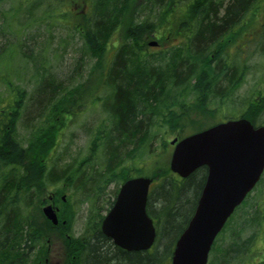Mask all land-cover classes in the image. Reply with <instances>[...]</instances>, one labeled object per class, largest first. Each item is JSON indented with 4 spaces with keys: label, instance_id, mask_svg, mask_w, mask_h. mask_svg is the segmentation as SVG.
I'll return each instance as SVG.
<instances>
[{
    "label": "trees",
    "instance_id": "obj_1",
    "mask_svg": "<svg viewBox=\"0 0 264 264\" xmlns=\"http://www.w3.org/2000/svg\"><path fill=\"white\" fill-rule=\"evenodd\" d=\"M77 3H83L81 10H75ZM0 4H9L0 10V264H38L45 253L36 249L54 229L65 227L61 235L73 239L69 228L82 205L88 208L83 236L89 234L97 225L105 185L138 175L134 161L153 165L145 175L156 182L147 211L159 226L157 243L146 254L124 252L118 260L100 236L99 243L88 245L86 263L169 264L172 236L202 185V170L176 179L166 163L156 161L160 152L154 141L166 147L170 129L173 137L186 135L182 117L209 104L217 109L224 104L222 119L244 117L264 125V0ZM62 21L78 31L82 53L71 70L59 74L43 49L52 33L44 36L41 28ZM153 34L172 41L150 46ZM30 64L28 89L16 74ZM258 66L263 70L251 93L241 95L244 81ZM90 106H98L103 117L92 126L83 123L90 136L87 150L61 163L67 154L64 140L74 135L67 130L70 123ZM62 183L69 193L64 211L57 206L58 223L53 225L40 205L51 187L50 201L56 202ZM251 199L248 193L237 207L240 216L230 226L228 240L214 249L210 264L254 263V252L262 249L257 244L261 231L264 239V198ZM246 230L249 234L241 239Z\"/></svg>",
    "mask_w": 264,
    "mask_h": 264
},
{
    "label": "water",
    "instance_id": "obj_2",
    "mask_svg": "<svg viewBox=\"0 0 264 264\" xmlns=\"http://www.w3.org/2000/svg\"><path fill=\"white\" fill-rule=\"evenodd\" d=\"M170 143L171 171L186 177L199 166L207 167L196 209L174 245L170 264H207L215 235L262 175L264 125L255 126L244 117L229 119L180 139L174 137ZM151 181L148 176H134L121 183L102 221V231L126 250L148 249L153 244L155 228L146 211ZM42 212L57 223L52 204H45Z\"/></svg>",
    "mask_w": 264,
    "mask_h": 264
},
{
    "label": "rangeland",
    "instance_id": "obj_3",
    "mask_svg": "<svg viewBox=\"0 0 264 264\" xmlns=\"http://www.w3.org/2000/svg\"><path fill=\"white\" fill-rule=\"evenodd\" d=\"M8 5L9 4H7V5L6 4H0V10L8 8ZM82 8H83V3L82 4L77 3L75 10L76 11L78 9L81 10ZM41 30H42V33L45 34L44 36L48 35V37H49L50 32L52 33V36H53L52 42H49L48 44H46V47H44L43 49H45V55L47 56V58L52 63L54 71L59 73V74H64L67 70H71V68L75 64L76 60L79 59L80 53H82L81 52L82 46H81L80 38L78 36V31L75 28L70 27L67 23H64L63 21L58 22L56 24H52L51 28L45 27V29H44L42 27ZM117 31L121 32L122 31L121 27ZM121 35H122V32L120 33L119 36H121ZM152 39H155V38L154 37L149 38V40H152ZM171 41L172 40H163V45L168 44ZM7 55H8V53H6L4 56H7ZM259 58H260L259 56L254 57L253 58L254 62L258 61ZM84 59L87 62L89 61V59L85 56H84ZM261 59L263 62L262 67L264 68V58H261ZM20 62H22V61H20ZM32 67H33V65L30 64L29 66H27L26 69L23 68L21 70V72H18L16 74V76L21 77V82H23L26 85V88H28V89L31 88V84H32L31 83V77H30L31 72L33 70ZM257 69L253 70V72L247 76L246 80L244 81L243 86L240 88V94L241 95L247 96L251 93L250 91L252 90L253 82L258 80V76L261 74L260 70H263L259 66L257 67ZM89 84L91 86L93 85L92 83H89ZM251 97H253V96H251ZM193 108H195V107L193 106ZM195 109H193V110L190 109L189 114L186 117H182V119L180 120L181 124H183V123L188 124V126L185 128L186 130L190 129L189 126H191L192 123H195V125H193L191 127L192 128L191 131H193L194 129H196V130L202 129V128L207 127L208 125L213 124V123L217 122L218 120L222 119V118H220V115L225 111V106L223 104V106H219L217 109L216 105L209 104L207 106V108H205L203 110L199 111L196 109L197 110L196 111ZM102 117H103V113L100 111L98 106H90L89 108H87L86 111L80 113L78 118L76 117L72 121L73 123H70L67 130L69 132H74V135H72L70 137V139H69V137H66V139L64 140V145L67 147L65 149V150H67V154L61 160V163L66 162L70 158L76 157L77 154H82V153H84V151L87 150V146L89 145L90 136L85 132V130H83V123H86V126L87 125L92 126L95 123L99 122L102 119ZM186 130H185V134L191 133L190 130L187 132H186ZM174 131L175 130H172V129L169 130V133H172V134L168 135V137H167L168 139L173 137ZM182 133H184V132H182ZM158 141H159V139L154 141L155 143L153 146V147H156V150L158 149L157 152H160V154L156 157L157 158L156 161H158L159 163H163V164L166 163L168 165V162H169V159L171 156V152H172V145H170L168 142L166 147L165 146L161 147V144H159ZM157 143H158V145H156ZM144 165L145 164H142V166H141V164H138V162H136V161L132 162V167L139 168V170H138V172H136V174L148 176L145 174H147L148 172H150L153 169V165L151 163H148V165L146 163L147 166L146 165L144 166ZM116 184L118 185L119 182L118 183L117 182L116 183H114V182L109 183L108 184L109 186L107 187V191L112 192L114 190V187L116 186ZM59 186L61 187L62 190L59 191V196H58L56 202H54L53 200L50 201V199H49L50 198L49 195H51V193H53L55 191L54 187H51L49 190H47L45 192L44 196L46 197L47 202H44L43 204L40 205L41 210H42V206H44L45 204L53 203L54 205L58 206L59 208H62V210L64 211L65 205L63 204V202H64L63 200H65L66 195L69 193V191H68L67 185L65 183H62ZM250 194L252 195L251 201L258 200L259 198H264V174H263L261 182L255 186V188L250 192ZM63 196H64V198H63ZM103 205H104V203H103ZM260 206L263 207V209H264V201L263 200H261ZM87 211H88V208H86V205H82L80 207V209L75 213L73 222L71 224V229L69 228V231L71 230V234L73 236L76 237V236L80 235L82 232H84L85 227H86V223H87V217H88ZM236 216L239 217L240 213H237L235 215V217L232 219V221L227 224V227L224 231V234L217 241L216 245L223 244L224 241L228 240V235H229L228 230L230 229V226H232L234 224V222L237 218ZM44 218H46V217L44 216ZM47 220H49V219H47ZM50 223H51V221H50ZM62 223H65V220H62ZM62 228L63 229L58 228L57 230L51 229L52 230L51 233H49L47 231L48 234H50V237L48 236L42 240L41 247H38L36 249L37 252L43 251L45 253L44 255H46L45 249L48 248L49 242H51L55 245H58V243H60L59 241L61 239H64L63 232L61 235L60 230L66 231L65 227H62ZM175 234L172 237H175ZM248 234H249V230H246L244 233L240 234V238L242 239V237H244ZM260 235H262V231L260 232L258 240H257V244L262 249L260 251L254 252V260H253L254 263H252V264H258L260 262H264V239H263V236H260ZM214 249L211 252V255L209 256L207 264H210L211 262H213V259L215 257V250ZM33 255L34 254H32L31 257H33ZM29 260H30V257H29ZM40 264H43V258H42ZM234 264H241V263L237 262ZM246 264H249V263H246Z\"/></svg>",
    "mask_w": 264,
    "mask_h": 264
},
{
    "label": "flooded vegetation",
    "instance_id": "obj_4",
    "mask_svg": "<svg viewBox=\"0 0 264 264\" xmlns=\"http://www.w3.org/2000/svg\"><path fill=\"white\" fill-rule=\"evenodd\" d=\"M153 36L155 39L149 40L148 44L150 46H156V47L160 46L161 47L163 45V38H161L162 36H160L158 34L157 35L153 34ZM150 41H156V43L154 45H152L149 43ZM229 119H236V117L218 120L217 122L210 124L207 127H204L202 129L208 128L210 126H213V125L220 123V122H224V121L229 120ZM253 125L258 126V125H262V124H257V125L253 124ZM202 129H198L195 131H199ZM198 170H202V174L199 176L200 181H202V185H201L199 191L196 194H194L192 205L188 209V211L185 214V216L183 217V219L180 221L179 228L177 229L175 237L172 240L171 254H172L174 245H175L178 237L180 236L182 231L186 228L191 217L194 214V211L196 209L197 202H198V199H199V196L201 193V189H202L203 184H204L205 179H206L207 167L205 165L199 166L186 177H182L178 173L172 172L176 179L185 180V179L190 178V176ZM122 182H123V180L118 185H116L114 187V190L112 192L111 191L103 192V195H105V196H104L102 203H104V205H102L101 209L99 210V215H98L97 220H96L97 225L94 228H91L90 233L83 236V233L88 230V228L85 227L84 232H82L80 235H78L76 237L73 236L74 238L71 239V238H69L70 235L64 232L63 235L65 237H64V239H61L59 241L60 243H58V245H55L51 242L48 243V248L45 249L46 255L43 256V264H87L86 263V261H88L87 260L88 259L87 254L89 253L88 245L92 242H98L99 243L98 240L100 239L99 238L100 236L104 238V239H101V242H102V240H104L107 245H109L110 247H113L114 258L118 259V260L123 258L124 252H143L144 254H146L147 252L152 251L154 249V247L157 243V239H158L159 226H157V220L155 219L154 214L152 215V214L148 213L147 207H148V203L150 202V199L152 198L151 197L152 191H153L152 189L156 185L155 179H153L149 185L148 199L146 202V211H147L148 215L151 217V219L153 221L154 228H155V238H154L153 244L148 249L126 250V249L122 248L120 245H118L112 237L106 235L102 231V228H101L102 221H103L106 213L108 212V210L113 205L115 198H116V195H117V192H118V189H119ZM108 186H109L108 184L105 185L106 190H107ZM97 203H99V201ZM151 205L154 207H158L157 206L158 204L152 200H151ZM236 209H237V207L234 209V211H233L232 215L229 217L228 221L237 214ZM228 221L223 225V227L220 229V231L215 235L214 240H213L212 245H211V248H210V251H209V254H208V259H209V256L211 255V252L213 251V249L215 247L219 246V245H216L217 241L224 234V231L227 227ZM96 235L98 237L93 238ZM170 260H171V258H170Z\"/></svg>",
    "mask_w": 264,
    "mask_h": 264
},
{
    "label": "bare ground",
    "instance_id": "obj_5",
    "mask_svg": "<svg viewBox=\"0 0 264 264\" xmlns=\"http://www.w3.org/2000/svg\"><path fill=\"white\" fill-rule=\"evenodd\" d=\"M194 171V170H193Z\"/></svg>",
    "mask_w": 264,
    "mask_h": 264
}]
</instances>
